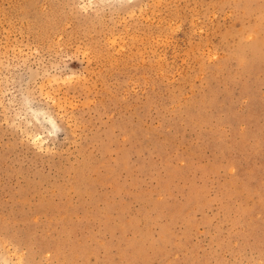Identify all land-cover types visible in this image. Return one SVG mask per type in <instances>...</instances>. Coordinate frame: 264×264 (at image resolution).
I'll return each instance as SVG.
<instances>
[{
  "label": "rangeland",
  "instance_id": "obj_1",
  "mask_svg": "<svg viewBox=\"0 0 264 264\" xmlns=\"http://www.w3.org/2000/svg\"><path fill=\"white\" fill-rule=\"evenodd\" d=\"M0 264H264V0H0Z\"/></svg>",
  "mask_w": 264,
  "mask_h": 264
}]
</instances>
